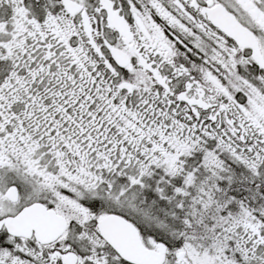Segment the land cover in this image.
Masks as SVG:
<instances>
[{
	"label": "snow or ice",
	"instance_id": "6c2138e0",
	"mask_svg": "<svg viewBox=\"0 0 264 264\" xmlns=\"http://www.w3.org/2000/svg\"><path fill=\"white\" fill-rule=\"evenodd\" d=\"M0 264H264V0H0Z\"/></svg>",
	"mask_w": 264,
	"mask_h": 264
}]
</instances>
